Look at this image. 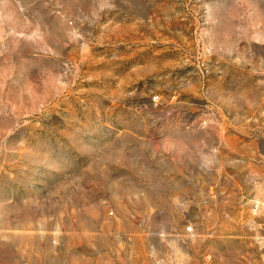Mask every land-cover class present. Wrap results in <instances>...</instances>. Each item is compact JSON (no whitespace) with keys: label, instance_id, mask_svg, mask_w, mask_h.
<instances>
[{"label":"rangeland","instance_id":"obj_1","mask_svg":"<svg viewBox=\"0 0 264 264\" xmlns=\"http://www.w3.org/2000/svg\"><path fill=\"white\" fill-rule=\"evenodd\" d=\"M0 264H264V0H0Z\"/></svg>","mask_w":264,"mask_h":264}]
</instances>
